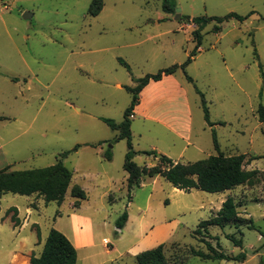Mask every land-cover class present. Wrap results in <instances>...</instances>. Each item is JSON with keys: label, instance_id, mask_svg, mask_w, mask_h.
Returning <instances> with one entry per match:
<instances>
[{"label": "rangeland", "instance_id": "374dc122", "mask_svg": "<svg viewBox=\"0 0 264 264\" xmlns=\"http://www.w3.org/2000/svg\"><path fill=\"white\" fill-rule=\"evenodd\" d=\"M92 2L0 0V169L40 168L61 159L74 174L62 204L37 194H3L0 264H30L52 228L78 248L77 264H136L134 255L161 244L171 264H264V200H255L264 198L263 191L243 186L216 193L187 191L156 175L145 177L130 193L124 169L127 140L118 139L119 132L101 119L123 121L133 98L126 86L135 85L133 78L187 59L196 48L192 32L197 28L187 16L252 13L243 22L225 21L220 32L214 31L216 21L209 22L201 51L186 72H175L189 88L193 129L188 145L160 134L152 124L145 125L141 137L142 119L137 116L131 122L135 149L149 151L158 143L163 149L158 154L171 151L175 163L220 151L264 155V122L257 114L264 105V0H176L175 13L163 10V0H103L97 16L89 13ZM25 12L33 16L26 19ZM197 88L214 125L205 118ZM77 145V151L62 156ZM109 149L112 160L104 157ZM140 152L134 158L139 165L160 163V156ZM247 168L264 169V159H253ZM75 184L88 196L79 207L71 195ZM229 196L238 204L241 227L233 222L211 226L213 238L207 239L227 254L246 252V261L193 255L192 248L209 252L194 231ZM11 207L19 210V225ZM125 212L129 218L120 229L117 221ZM245 212L253 217L255 228H250ZM229 234L242 237L244 247L235 246Z\"/></svg>", "mask_w": 264, "mask_h": 264}, {"label": "trees", "instance_id": "16d2710c", "mask_svg": "<svg viewBox=\"0 0 264 264\" xmlns=\"http://www.w3.org/2000/svg\"><path fill=\"white\" fill-rule=\"evenodd\" d=\"M176 0H163V10L167 13L176 12ZM103 0H93L89 13L92 16H97L103 9ZM252 14V13H251ZM251 14L242 16L238 13L231 12L225 16H201L191 18L189 20L194 22L197 26L193 30L192 35L196 42V48L191 51L187 59L181 64H174L170 67L164 68L157 73L147 74L142 78H133L135 85L126 88L133 94L131 105L126 109L123 121L117 122L112 118L102 117L101 119L107 123L112 129L117 130L118 139H126L128 150L125 157L124 169L128 172L127 184L129 191L140 187L145 177H154L156 175L163 176L174 187L190 191L192 189H199L211 193L222 192L234 189L240 185L254 184L259 178V170H247L245 165L249 161L256 158H263L262 156H251L248 160L247 154L226 155L219 152L218 155H210L205 159L198 161H189L187 163L177 162L165 154H158L156 150L143 151L149 156H159L160 163L154 166H141L135 160V156L140 151H136L133 145L132 122L131 118L134 114V109L140 101V93L142 89L151 80H160L164 75L174 74L179 69L186 72L187 66L194 60L195 55L202 45L204 34V27L211 21H216L214 31L220 32L222 30L221 24L225 21L236 18L239 21H244ZM184 18V16H183ZM122 65L131 71L130 65L122 58H119ZM191 82L193 78L188 76ZM202 95V105L205 112V118L210 125L215 123L210 120V112L206 103L204 94L197 88ZM257 114L260 121L264 122V105L261 104L257 109ZM214 133V144L219 150L220 145ZM80 145H77L73 150H68L62 153L63 157L68 156L72 151H77ZM104 157L107 160H112L113 152L109 149L105 152ZM73 172L68 168L63 160H58L55 164L40 167L30 168L24 170H11L10 166L0 169V198L4 193L13 192L22 195H42L46 202L56 201L62 204L65 200L66 194L70 188ZM71 195L75 198L74 206L79 207L83 200L87 199V192L78 184H75L71 189ZM15 212L12 219L16 225L20 224L18 216V208L11 207ZM1 210V206H0ZM129 214L125 212L117 221V227L123 228L128 221ZM244 220H242L238 211V204L233 196H229L224 202L223 206L211 218L202 220L194 235L200 237L209 250L205 252L202 249L192 248L191 252L195 256L204 259L214 260H235L244 262L247 259L246 252H240L237 255L225 253L222 249L215 247L207 238L211 236L209 228L211 226L225 227L230 222L235 223L239 228ZM250 228H255L253 219H249ZM40 235V233H38ZM228 237L232 240L235 246L243 248V238H238L235 234H229ZM78 249L72 241L62 231L52 228L45 241L42 252L39 255L33 254L30 259V264H77ZM136 264H171L165 253V245L161 244L155 248L142 251L134 255Z\"/></svg>", "mask_w": 264, "mask_h": 264}, {"label": "crops", "instance_id": "0c3cea01", "mask_svg": "<svg viewBox=\"0 0 264 264\" xmlns=\"http://www.w3.org/2000/svg\"><path fill=\"white\" fill-rule=\"evenodd\" d=\"M199 51H201L200 48ZM117 86L122 87L123 85L122 83H117ZM137 116L139 119H142V123L138 124L139 136H143L141 131H143L146 124H152L160 134L181 138L186 141L188 145L193 129V116L188 86L176 75V73L164 75L160 80H151L140 93V101L134 109L132 118H137ZM133 132L132 130V134ZM152 146L150 150H156L158 152L163 150L158 143H154ZM186 148L187 146L182 150L179 155L180 157L183 156ZM135 150L147 151L146 149ZM169 150L171 149L169 148ZM163 152L169 156L171 151L166 150ZM250 157L251 156L247 155L248 160ZM171 158L176 161L173 157ZM251 162L252 160L249 161L245 167L247 170H259V178L254 184L240 186H243L245 190L256 188L258 191L264 192V187H260V183L263 182L261 178L264 176V169H248L247 166L250 165ZM255 200L259 202L264 200V198H255ZM245 201L246 200H244V202ZM245 213L244 216L253 219L247 212Z\"/></svg>", "mask_w": 264, "mask_h": 264}, {"label": "water", "instance_id": "95a60500", "mask_svg": "<svg viewBox=\"0 0 264 264\" xmlns=\"http://www.w3.org/2000/svg\"><path fill=\"white\" fill-rule=\"evenodd\" d=\"M32 16H33V13H31V12H25L24 13V18H26V19L31 18ZM179 18H181V15H179Z\"/></svg>", "mask_w": 264, "mask_h": 264}]
</instances>
